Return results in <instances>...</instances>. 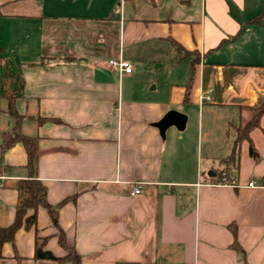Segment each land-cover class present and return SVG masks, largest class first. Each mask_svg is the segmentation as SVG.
Wrapping results in <instances>:
<instances>
[{
	"label": "crops",
	"instance_id": "0c3cea01",
	"mask_svg": "<svg viewBox=\"0 0 264 264\" xmlns=\"http://www.w3.org/2000/svg\"><path fill=\"white\" fill-rule=\"evenodd\" d=\"M0 7V144L16 125L15 94L19 130L38 149L35 173L23 143L0 161V229L16 219L19 185L36 178L51 206L63 204L58 223L82 264H264V117L250 133L258 158L238 145L264 103V0ZM119 59L131 75L105 66ZM172 112L184 128L162 133ZM222 171L235 186L219 185ZM33 215L0 264H56L37 259L38 246L66 256L48 210Z\"/></svg>",
	"mask_w": 264,
	"mask_h": 264
},
{
	"label": "trees",
	"instance_id": "16d2710c",
	"mask_svg": "<svg viewBox=\"0 0 264 264\" xmlns=\"http://www.w3.org/2000/svg\"><path fill=\"white\" fill-rule=\"evenodd\" d=\"M1 7H0V16H1ZM263 20V15L257 17L256 19L252 20L250 24L252 25H260ZM5 86V84H4ZM9 115L15 119L16 125L12 133L3 134L1 136V144H0V161L3 159L4 154L9 150L12 146L16 143H23L29 158L28 168L35 173L36 170V161L38 156V149H37V139L30 138L23 135L19 130V125L22 117L18 114L15 106L16 95L12 94L9 97ZM251 111H255L256 114L253 115L251 121H249L245 128L242 127L239 129V137H238V145H240L244 141H248L250 144V155L257 159L258 153L250 139V133L252 130L260 127V120L264 117V103L256 109H252ZM225 172L227 174V179L231 178L230 171H222L219 174V183L223 180L222 173ZM18 191L20 194V199L16 209V219L14 223L4 229H0V250L3 244L6 242H14L15 234L18 230L22 228L25 222L26 228H31L32 226L36 225L37 219L36 215L32 217H28L25 220L28 210L37 211L40 207L45 208L48 210L50 217L52 219V223L54 227L58 230V237H59V244L60 246L66 251L67 255L63 258L55 257L51 252L44 251L42 246L37 247L36 251V258L43 259V260H50L56 264H82V257L78 254L76 249L69 245L64 232L59 226L58 223V211L61 205L58 207L51 206L47 201V188L36 178H32L30 181L22 182L19 187ZM25 220V221H24ZM234 234L236 235V231L232 228ZM238 253L243 255V251L237 242L234 243L233 247ZM1 259V255H0Z\"/></svg>",
	"mask_w": 264,
	"mask_h": 264
},
{
	"label": "built area",
	"instance_id": "2783aa9c",
	"mask_svg": "<svg viewBox=\"0 0 264 264\" xmlns=\"http://www.w3.org/2000/svg\"><path fill=\"white\" fill-rule=\"evenodd\" d=\"M105 66L108 69H116L118 70L121 75H131L134 71L133 66L128 62L123 59L119 60H110L105 63ZM222 178L223 180L219 183V185H230V186H235V182L232 178L227 179V174L225 172L222 173ZM3 179V178H0ZM250 187H254V184L251 183L249 185ZM143 187L144 185L142 183H136L134 185V195H140L143 192Z\"/></svg>",
	"mask_w": 264,
	"mask_h": 264
},
{
	"label": "water",
	"instance_id": "95a60500",
	"mask_svg": "<svg viewBox=\"0 0 264 264\" xmlns=\"http://www.w3.org/2000/svg\"><path fill=\"white\" fill-rule=\"evenodd\" d=\"M186 116L179 112L170 113L163 121L159 124V128L162 133L171 126H177L179 128H184L186 122Z\"/></svg>",
	"mask_w": 264,
	"mask_h": 264
},
{
	"label": "rangeland",
	"instance_id": "374dc122",
	"mask_svg": "<svg viewBox=\"0 0 264 264\" xmlns=\"http://www.w3.org/2000/svg\"><path fill=\"white\" fill-rule=\"evenodd\" d=\"M13 79H15V78H14V77H11V78L8 77V80H7V82H6V90H5L6 93L11 92V91H10V90H11V87H12L11 85L14 83V82H13V81H14ZM13 91H14V90H13ZM251 113H252V116L256 114L255 111H251ZM246 124H247V123H246ZM246 124L242 125V129L245 128V125H246ZM239 134H240V133H238V137H239ZM240 135H241V134H240ZM66 255H67V253H66Z\"/></svg>",
	"mask_w": 264,
	"mask_h": 264
}]
</instances>
